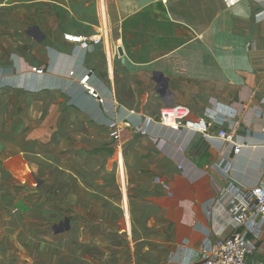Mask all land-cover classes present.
<instances>
[{
	"label": "crops",
	"instance_id": "obj_1",
	"mask_svg": "<svg viewBox=\"0 0 264 264\" xmlns=\"http://www.w3.org/2000/svg\"><path fill=\"white\" fill-rule=\"evenodd\" d=\"M0 1L4 15L31 11L37 21L20 39L25 47L0 62V105L52 142L66 133L93 147L112 143L108 168L117 161L121 192L126 167L151 212L141 238L144 263L203 264L216 239L239 231L217 191L230 183L264 187V0L231 8L222 0ZM67 34L82 41H66ZM84 75L102 103L79 84ZM171 105L214 122V132L223 121L240 151L158 125L159 111ZM67 174L78 180L81 171L74 164ZM76 187L75 180L68 195ZM122 208L128 218L125 201ZM245 264H264V237Z\"/></svg>",
	"mask_w": 264,
	"mask_h": 264
},
{
	"label": "rangeland",
	"instance_id": "obj_2",
	"mask_svg": "<svg viewBox=\"0 0 264 264\" xmlns=\"http://www.w3.org/2000/svg\"><path fill=\"white\" fill-rule=\"evenodd\" d=\"M32 13L19 18L0 12L1 63L25 47L19 42L25 39L27 26L37 22ZM5 19L14 25L8 26ZM18 119L1 102L0 264H145L141 238L151 212L145 193L129 185L126 167V190L121 192L117 161L108 168L114 145L76 143L66 133L59 143L57 138L52 142L34 122ZM74 164L81 171L78 180L67 174ZM36 180L41 184L37 186ZM75 180L78 188L68 195ZM91 199L101 204L88 206ZM65 219L70 220L69 230L55 234L53 228Z\"/></svg>",
	"mask_w": 264,
	"mask_h": 264
},
{
	"label": "built area",
	"instance_id": "obj_3",
	"mask_svg": "<svg viewBox=\"0 0 264 264\" xmlns=\"http://www.w3.org/2000/svg\"><path fill=\"white\" fill-rule=\"evenodd\" d=\"M222 1L226 7L231 8L242 0ZM64 40L80 43L82 38L67 34L64 35ZM31 71L36 74L43 73L40 67H32ZM70 75L73 73L70 72ZM79 84L88 95L97 99L99 103L103 102L89 84L88 75L81 77ZM156 122L173 131L182 129L199 134L204 139H218L229 145L235 153H238L242 146L235 141L228 129L224 128L223 121H219V128L214 132V122L203 117L193 118L189 107L183 105L163 107L158 113ZM262 140L264 144V131H262ZM217 194V200L227 199L226 207L239 231L228 237L216 239L204 256L203 264H245L247 255L254 249L255 240L264 237V187L245 188L230 183L224 190L217 191Z\"/></svg>",
	"mask_w": 264,
	"mask_h": 264
},
{
	"label": "water",
	"instance_id": "obj_4",
	"mask_svg": "<svg viewBox=\"0 0 264 264\" xmlns=\"http://www.w3.org/2000/svg\"><path fill=\"white\" fill-rule=\"evenodd\" d=\"M29 34H30L31 37L36 38L35 34H34V35H33L32 33H29ZM31 34H32V35H31ZM118 51H119L120 54H122L120 49H119ZM156 83H157L158 86H159V87H158V88H159L158 90H160L159 93H160V94L164 93V88H165V87H164V85L162 84L161 79H160V78H159V79H156ZM17 98H18V97L14 96L12 101L17 100ZM15 102H16V101H15ZM63 225H64V227H63ZM68 230H69L68 219H65V221H64L63 223H60V224L58 225V228H57V227H54V228H53V231H54L55 234L63 233V232H66V231H68Z\"/></svg>",
	"mask_w": 264,
	"mask_h": 264
}]
</instances>
